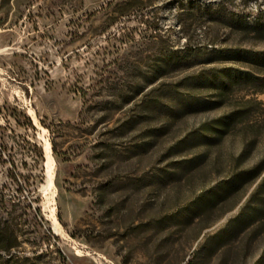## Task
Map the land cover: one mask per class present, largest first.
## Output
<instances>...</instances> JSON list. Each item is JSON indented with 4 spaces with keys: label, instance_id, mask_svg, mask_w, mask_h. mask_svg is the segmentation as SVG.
<instances>
[{
    "label": "rangeland",
    "instance_id": "374dc122",
    "mask_svg": "<svg viewBox=\"0 0 264 264\" xmlns=\"http://www.w3.org/2000/svg\"><path fill=\"white\" fill-rule=\"evenodd\" d=\"M125 1L0 0V264H264V28Z\"/></svg>",
    "mask_w": 264,
    "mask_h": 264
},
{
    "label": "trees",
    "instance_id": "16d2710c",
    "mask_svg": "<svg viewBox=\"0 0 264 264\" xmlns=\"http://www.w3.org/2000/svg\"><path fill=\"white\" fill-rule=\"evenodd\" d=\"M179 3L178 16L181 19L183 29L190 27L195 19H206L210 24L229 28L231 30L264 28V23L251 25L244 22L250 16H254L258 22L264 18V0H254L258 7L254 11L250 9L252 0H215L202 4L200 0H177ZM127 6L141 9L147 3L145 0H126ZM191 20V21H190ZM264 185V177L259 183V188ZM259 191V189H257ZM11 246H0L1 251L9 252Z\"/></svg>",
    "mask_w": 264,
    "mask_h": 264
},
{
    "label": "bare ground",
    "instance_id": "6f19581e",
    "mask_svg": "<svg viewBox=\"0 0 264 264\" xmlns=\"http://www.w3.org/2000/svg\"><path fill=\"white\" fill-rule=\"evenodd\" d=\"M46 152H47V158L48 160L51 162V156H52V145L51 143H48L47 146H46ZM49 170H48V178H49V181L51 184L54 185V171H53V167L49 166Z\"/></svg>",
    "mask_w": 264,
    "mask_h": 264
},
{
    "label": "built area",
    "instance_id": "2783aa9c",
    "mask_svg": "<svg viewBox=\"0 0 264 264\" xmlns=\"http://www.w3.org/2000/svg\"><path fill=\"white\" fill-rule=\"evenodd\" d=\"M110 264V263H109Z\"/></svg>",
    "mask_w": 264,
    "mask_h": 264
}]
</instances>
